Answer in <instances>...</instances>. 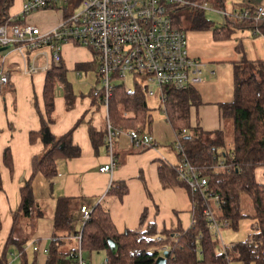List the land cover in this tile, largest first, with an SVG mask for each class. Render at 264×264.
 Returning a JSON list of instances; mask_svg holds the SVG:
<instances>
[{"label":"crops","instance_id":"1","mask_svg":"<svg viewBox=\"0 0 264 264\" xmlns=\"http://www.w3.org/2000/svg\"><path fill=\"white\" fill-rule=\"evenodd\" d=\"M24 1L13 0L9 9L10 19L21 24L37 25L44 31L56 26L68 12L80 5V0H69L22 17ZM262 2L264 0H232V9L226 8V11L233 12L246 6L254 7ZM222 16L224 20L220 23L213 21L214 25L222 26L225 23V16ZM189 25V21L182 17L181 26L186 31L189 53L202 63V80L191 86L197 94L198 102L190 106L189 125L210 132H228L222 105L234 100L235 65L244 59L264 60V34L238 28L230 37L221 39L216 38L213 28L193 29ZM33 54L28 51L24 60L15 46L0 49V66L10 77L9 82L0 87V172L3 184V189H0V256L13 227L14 212L20 206L21 187L32 175L33 157L44 151L42 140L38 138L31 141L30 133L41 128V115L47 118L45 87L48 70L35 74L23 72V68L31 64ZM39 62L43 63L44 60L40 59ZM61 64L66 69L65 81L56 85V120L50 123V129L53 134L62 135L74 127L73 143L80 147L81 153L74 157L58 158V171L51 181L40 172L33 178L34 195L43 214L38 217L19 214L13 231L15 238L24 240L23 248L29 260L35 258L40 264L46 263L54 235L55 203L57 197L62 195L78 199L73 205L77 216L74 228L68 235L61 237L63 243L60 250L64 252L79 247L78 233L83 230V224L79 220L82 204L91 208L99 202L105 204L116 230L120 233L127 229L144 232L152 225L157 231L156 235L161 236L163 230L176 231L178 227L187 229L192 223L193 202L182 180L171 172L173 166L180 161L176 147L179 137L169 120L165 101L158 95L164 105L163 113L166 117L154 120V107L149 98L157 95L147 96L143 92L152 115L150 128L146 131L153 134L157 144L134 147L127 131L141 127H124L126 130L115 142L118 161L116 168L113 172L101 171L100 167L109 161L107 145L105 142L94 145L90 135V128L96 131L106 128V110L92 94L98 83H95L87 94H78L68 78L71 72L81 76L83 69L89 71L90 68L94 69L97 75V62L90 48L69 42L63 45L61 62L52 67ZM97 79L99 80L98 75ZM66 86H70L74 92L73 105L70 108H67L66 103ZM6 149L11 155L9 164L5 160ZM162 166L164 178L161 173ZM256 179L264 186V165L256 168ZM113 182H124L127 185V192L122 197L107 193ZM251 206L252 201L244 196L243 213L253 214L254 208L252 210ZM144 212L145 218L141 223ZM228 228H223L222 231ZM222 231L221 239L217 238L219 247L221 241L225 243ZM235 243L237 242L225 244L231 246ZM84 251H87L86 258ZM83 257L86 264H108L107 252L103 249H83ZM20 262L17 248L11 247L7 264ZM59 264L78 262L72 259Z\"/></svg>","mask_w":264,"mask_h":264},{"label":"trees","instance_id":"2","mask_svg":"<svg viewBox=\"0 0 264 264\" xmlns=\"http://www.w3.org/2000/svg\"><path fill=\"white\" fill-rule=\"evenodd\" d=\"M13 0H0V24L17 23L10 19L9 9ZM217 9L226 10L225 0H213ZM174 22L181 26V18L189 21L193 29L213 28L216 38L230 37L238 28L250 29L255 34H264V19L245 18L238 20L225 16L222 26L205 16L202 8L177 7L172 11ZM66 69L61 64L47 72L45 102L47 118L41 115V128L30 133V140L40 138L44 151L33 157V172L29 180L21 187V202L14 212V223L0 256V264L8 263L11 247L17 248L21 257L20 264H40L35 258L30 261L24 248V240L14 237V229L19 214L38 217L43 214L34 195L33 178L42 173L50 181L57 174L58 158H69L81 153L80 147L73 143L74 127L62 135L51 132L50 123L54 116L55 89L58 82L65 81ZM235 96L230 103L222 105L223 116L230 131H205L200 127L189 125L190 106L198 102L195 90L165 87L167 93L165 105L169 120L173 124L188 159L197 171L208 176L209 185L220 199L216 209L219 219L230 221L229 228L238 230L244 218H250L251 232L247 238L233 245H227L222 251L217 243V236L210 228L204 209L206 201L202 194L194 190L183 180L193 202L192 223L187 229L178 227L176 231L163 230L162 239L157 240L155 227L149 226L144 232L127 229L118 232L112 222L108 207L99 202L92 208L91 218L82 230L81 245L83 249L106 250L108 264H156L157 258L168 251L167 264H232L241 261L244 264H264V186L256 179V168L264 165V60L250 61L244 59L235 65ZM67 108L73 105L74 92L66 86ZM93 96L101 104L98 96ZM112 106V108H111ZM110 118L114 126H140L146 131L150 128L152 115L143 91L138 88L135 93L127 94L122 87H117L110 100ZM129 114H125V112ZM184 129L186 130L184 132ZM106 128L96 131L90 128L94 145L104 144ZM10 152L5 150V160L9 164ZM118 164V161H117ZM177 177L176 165L171 169ZM162 178L163 166H162ZM165 184L168 183L165 181ZM0 189H3L0 172ZM127 192L124 182H113L107 193L122 197ZM246 196L252 201L254 212L251 215L242 211V199ZM75 197L59 196L55 203L54 235L48 249L45 264H59L73 258L70 252L60 250L61 237L68 235L74 228L76 219L73 205ZM145 218L142 215L141 223ZM256 224V226H254ZM2 220L0 216V227ZM117 243L114 249L108 239Z\"/></svg>","mask_w":264,"mask_h":264},{"label":"built area","instance_id":"3","mask_svg":"<svg viewBox=\"0 0 264 264\" xmlns=\"http://www.w3.org/2000/svg\"><path fill=\"white\" fill-rule=\"evenodd\" d=\"M68 1L25 0L22 17ZM175 4L202 9L207 7L206 2L197 4L187 0H80L79 7L68 12L47 31L30 23L0 24V47L15 46L24 60L28 51L34 53L31 64L23 68L24 73L47 71L52 65L59 64L65 43H75L92 50L100 81L93 93L100 98L106 110L104 142L109 161L100 167L101 171L113 172L117 166L115 142L123 133V128L113 125L109 112L110 100L117 87H122L127 94H133L140 88L147 96L159 95L165 101V87L186 89L202 80V63L190 55L186 31L173 20L171 11ZM218 11L240 21L245 18L264 19V2L233 12ZM40 59L44 62L40 63ZM129 75L132 84L125 81ZM9 79V74L0 66V87ZM117 79L124 80V83L116 84ZM127 134L136 148L157 144L152 133L139 127L129 129ZM176 147L180 154L176 165L177 176L202 194L209 226L221 239V231L230 226V221L217 216L219 196L210 187L208 176L197 171L188 159L179 138ZM91 213L89 205H81L79 220L83 226L91 218ZM78 237L79 247L70 256L78 264H86L81 245L82 231ZM155 238L160 240L162 236L156 235ZM220 247L225 251L226 244L221 241Z\"/></svg>","mask_w":264,"mask_h":264},{"label":"rangeland","instance_id":"4","mask_svg":"<svg viewBox=\"0 0 264 264\" xmlns=\"http://www.w3.org/2000/svg\"><path fill=\"white\" fill-rule=\"evenodd\" d=\"M189 2H195L197 4H201V3H207V7H205L203 9L205 16L214 21L215 23H220L224 20V17L217 12L216 10H218L217 8H215V5L212 3L211 0H187ZM226 8L227 9H232V0H226ZM178 5H174L173 8H177ZM198 7L196 6H192V9L195 10ZM199 9V8H198ZM11 34V32H10ZM68 78L70 79V82L73 84V87L76 91V93L81 94V92H83L84 94H87L90 89L96 85V87H98L100 85V81L97 79V75L94 71V69L90 68L89 71L86 70H82L81 76H78L77 74H75V72H71L68 75ZM98 80V81H97ZM127 83L132 84V80H131V76L129 75L127 77V80H125ZM116 84H123L124 80H120L117 79ZM96 83V84H95ZM149 102L153 105L154 109H153V118L155 119H159V118H165L166 116L164 115V105L161 102V99L159 98V96H155V97H150L149 98ZM112 108V106H111ZM162 110V111H161ZM129 126H132V124H128L126 125L125 128H129ZM124 128V127H121ZM126 130V129H125ZM123 129V132L125 131ZM230 131H228L227 133V138L229 137ZM252 210H253V205L251 206ZM251 220L249 218H244L240 221L239 223V228L238 230H234L233 228H228V229H224L222 231V237L225 240L226 244H230L231 242H239L242 241L244 239L247 238L248 234L251 232ZM84 256L86 258L87 256V251H84ZM232 264H244L241 261H233Z\"/></svg>","mask_w":264,"mask_h":264},{"label":"water","instance_id":"5","mask_svg":"<svg viewBox=\"0 0 264 264\" xmlns=\"http://www.w3.org/2000/svg\"><path fill=\"white\" fill-rule=\"evenodd\" d=\"M6 48H7V46H5V47H1L0 49L3 50V49H6ZM108 241H109L110 245H111L114 249H117V243H116V241H114V240L111 239V238H109ZM168 254H169L168 251L165 250V251L163 252V254L160 255V256L157 258V260H156V264H167V257H168Z\"/></svg>","mask_w":264,"mask_h":264}]
</instances>
